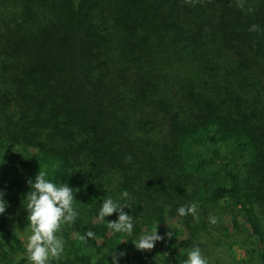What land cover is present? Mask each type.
<instances>
[{"label":"trees","instance_id":"16d2710c","mask_svg":"<svg viewBox=\"0 0 264 264\" xmlns=\"http://www.w3.org/2000/svg\"><path fill=\"white\" fill-rule=\"evenodd\" d=\"M39 171L83 215L70 255L49 264H112L114 251L119 264H180L195 246L215 264L227 253L216 212L264 264V0H0V191L24 201ZM108 197L130 204L131 236L107 227L118 214L97 219ZM191 203L198 221L178 214ZM9 213L0 264H29ZM155 230L164 239L136 250Z\"/></svg>","mask_w":264,"mask_h":264},{"label":"clouds","instance_id":"9594fccd","mask_svg":"<svg viewBox=\"0 0 264 264\" xmlns=\"http://www.w3.org/2000/svg\"><path fill=\"white\" fill-rule=\"evenodd\" d=\"M237 6L244 9V0H237ZM252 9L249 8L248 11ZM259 25H252L249 31H260ZM131 156H126L125 162L131 161ZM46 173L39 171L35 180H28L30 191L26 193L25 200L27 201L25 210L27 212V221L29 224L30 235L27 239V258L29 264H49L53 258H59L64 251L63 237L57 235L63 224L74 223L78 213L74 208L76 201L74 190L68 184H56L46 179ZM78 191V190H76ZM5 193L0 191V215H3L8 206L3 199ZM120 199L131 200L128 191H123ZM130 204H121L118 200L108 197L103 200L98 213L97 219L104 221L106 217L113 214H118L116 221L107 222V227L115 233H122L131 236L134 228V217L127 214L124 209L129 208ZM198 206L196 203L181 206L178 209V214L181 217L192 215L193 219L198 221L197 215ZM209 221L215 224L216 217L210 215ZM171 238V233L168 234ZM95 237V233L88 231L79 239L86 241ZM164 237L158 235L157 230L150 233L145 232L140 237L132 241L136 250L140 252L151 251L156 242L163 240ZM124 253L117 254L115 251L111 254L112 264H119V259ZM180 264H208V260L202 254L198 246L187 251L186 259H183Z\"/></svg>","mask_w":264,"mask_h":264},{"label":"rangeland","instance_id":"374dc122","mask_svg":"<svg viewBox=\"0 0 264 264\" xmlns=\"http://www.w3.org/2000/svg\"><path fill=\"white\" fill-rule=\"evenodd\" d=\"M77 190V189H76ZM5 195L3 199L7 202L8 206L6 207L10 211V224L11 228L19 235L23 240H25L27 244L28 236L30 235L29 226H26L25 228L21 229L18 227L19 223L22 219V213L25 210L27 201L23 200L24 194L23 192H19L16 190H12L10 188H2V190ZM17 200H20V203H16ZM74 208L78 213L77 218L83 217L81 215L82 206L81 202L76 199L74 202ZM213 216L216 217V223L212 224L213 227L218 230V233L220 235V239L224 240V243L227 244L226 247V254H223L221 257V260L218 263L215 264H261L260 260L258 258V252L256 251L254 245L251 242V239L248 237V233H244L241 231H235L234 229H229L230 221L228 217L221 212H216V214H213ZM76 218V219H77ZM71 224H63L60 228V231L56 233L57 235H60L63 237L64 240V251L61 254L58 259L59 261H65L67 257L70 255L69 249H70V241L74 236L73 232H69ZM69 233V234H68ZM187 250H184L180 255V262L183 259H186L187 256ZM23 257L24 255L18 254V257ZM208 264H213L208 259Z\"/></svg>","mask_w":264,"mask_h":264}]
</instances>
